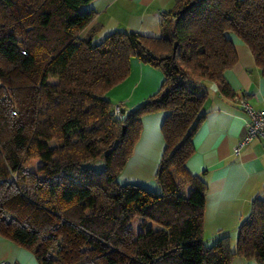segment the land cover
Returning <instances> with one entry per match:
<instances>
[{"label":"trees","instance_id":"trees-1","mask_svg":"<svg viewBox=\"0 0 264 264\" xmlns=\"http://www.w3.org/2000/svg\"><path fill=\"white\" fill-rule=\"evenodd\" d=\"M91 1L0 0V234L39 264H264V199L252 200L233 246L228 236L207 245L204 172L185 168L204 117L201 81L235 96L223 77L237 62L229 32L264 76V0H175L159 36L115 30L96 43L95 29L80 36ZM132 57L159 68L162 84L116 119L105 93ZM159 110L158 190L119 183L141 117Z\"/></svg>","mask_w":264,"mask_h":264},{"label":"crops","instance_id":"crops-1","mask_svg":"<svg viewBox=\"0 0 264 264\" xmlns=\"http://www.w3.org/2000/svg\"><path fill=\"white\" fill-rule=\"evenodd\" d=\"M175 0H92L81 7L93 11L91 21L82 29L84 37L91 29L93 43L115 30L135 31L159 36L161 14ZM237 53V62L223 72L225 81L235 93L230 98L220 92L213 80L201 81L206 92L202 106L203 119L192 136L193 154L185 168L191 174L204 172L207 183L203 211L202 239L211 245L222 236H237V226L250 213L255 197L264 199V141L253 138L238 153L234 149L245 133L247 115L236 98L244 97L254 109L264 108V76L255 65L249 47L229 32ZM162 71L132 57L127 76L112 86L105 97L120 105L123 113L133 109L161 87ZM168 110H159L141 117V130L131 155L117 176L119 183H135L145 188L158 185L155 173L163 153L161 124ZM39 264L27 248L0 234V261ZM231 264H259L254 258L234 256Z\"/></svg>","mask_w":264,"mask_h":264},{"label":"built area","instance_id":"built-area-1","mask_svg":"<svg viewBox=\"0 0 264 264\" xmlns=\"http://www.w3.org/2000/svg\"><path fill=\"white\" fill-rule=\"evenodd\" d=\"M238 105H240L247 115L245 124V133L238 141L234 152L238 153L240 148L251 139L257 137L264 141V108L254 109L244 97H238L235 99ZM112 114L116 119H122L124 113L119 105L114 106L111 109ZM0 264H19L16 261L1 260Z\"/></svg>","mask_w":264,"mask_h":264},{"label":"rangeland","instance_id":"rangeland-1","mask_svg":"<svg viewBox=\"0 0 264 264\" xmlns=\"http://www.w3.org/2000/svg\"><path fill=\"white\" fill-rule=\"evenodd\" d=\"M54 71V70H53ZM56 73V72H55ZM55 73L53 72H50L49 73V76H48V81L49 82H54V81H56L57 80V78H56V76H55ZM117 105V104H116ZM116 105H114V106H116ZM120 106V105H119ZM103 165H104V163H103V160H101V159H97L94 163H92V166L94 167V168H96V169H100V168H102L103 167ZM151 189H154V190H158L157 188H156V186H153V188H151Z\"/></svg>","mask_w":264,"mask_h":264},{"label":"water","instance_id":"water-1","mask_svg":"<svg viewBox=\"0 0 264 264\" xmlns=\"http://www.w3.org/2000/svg\"><path fill=\"white\" fill-rule=\"evenodd\" d=\"M190 4H192V2L191 3H189L188 5H190ZM187 5V6H188ZM175 49H176V42H174V45H173V51H175ZM122 110V112H123V109H121Z\"/></svg>","mask_w":264,"mask_h":264}]
</instances>
